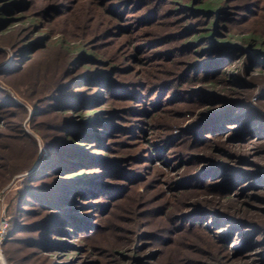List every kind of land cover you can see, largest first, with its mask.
<instances>
[{"label":"trees","instance_id":"16d2710c","mask_svg":"<svg viewBox=\"0 0 264 264\" xmlns=\"http://www.w3.org/2000/svg\"><path fill=\"white\" fill-rule=\"evenodd\" d=\"M112 1L113 3L131 1L129 4H138L137 7L141 10L139 18L135 17L131 22L124 23L126 18L123 20L124 17L122 18L116 12L115 7L109 6ZM151 2L158 3L149 7ZM163 3L172 5V8L179 12L180 22L164 24L160 21L159 18L166 11L163 9L166 8V6L163 7ZM123 8L124 6L121 9ZM59 10L62 12L57 14ZM151 17L156 18L155 22L149 19ZM143 18L147 19L143 21ZM136 20L138 22L134 23ZM231 23L239 24L236 30ZM16 26L18 27L14 29ZM114 26L116 30L113 29ZM239 27H244V30L239 31ZM119 30L123 31V34L129 37L130 43L134 45L152 41L151 47L146 45L141 51L147 55L145 60L147 65L143 64L149 70L145 69L135 76L132 70L124 67L123 63L127 57H124L120 50H113L118 43L113 41L114 34H118L117 31L121 32ZM220 32L222 37L225 36L222 40L218 39ZM172 39L180 40L176 48L165 47L163 48L167 49L165 52L156 51L157 46H167ZM234 40L236 44L232 43ZM104 44H112L114 47L104 52L102 54L104 57L98 56L96 50H99L101 46L103 48ZM1 45L12 50L13 59L9 66L12 68V73L18 75L15 77H18L17 80L23 78L21 85L24 84L22 88L24 99L31 100L37 93L46 94L47 100L41 101L44 98L37 100L39 107L36 105L37 102L32 103L35 108L34 116H47L51 112L63 114L69 108L73 115L80 116L82 123L76 125V130H81L79 133L70 127L61 129L62 125L51 126L55 131L62 132L66 138H70L72 145L75 146L74 149L78 148L79 145H76L78 142L80 144L94 143L107 150L108 145L105 139L108 141L121 131H129V138H132L130 139L133 148L130 156L132 161L129 167H125L124 162L117 160L121 161V165L123 164L119 165L121 169L117 171H123L125 168L128 173L132 172L131 174L141 177L143 173L149 175L147 169H150L151 165L147 162L153 163V156L164 160L168 149L180 143V137L172 134L173 128L179 126L178 122L185 116L183 113L177 115L172 111L173 106H179L180 102L167 105L162 99L164 94L172 96V99L181 97L180 93L171 92L172 88L168 87L167 84L171 80L179 81L182 86L193 83H208V86H214L219 82L225 85L231 83V80L228 77L218 78L222 74L220 60L223 56L232 60L244 55L246 51H252L257 58L256 64L264 62L261 61V58L264 59V0H0ZM137 54L139 53H135L130 60H134ZM184 54L188 56L187 68H184L185 63L183 66L180 65V57L182 58ZM115 56L123 59L120 62L115 59ZM149 57H156L152 61L153 65L148 64ZM164 64L171 69L167 71L165 77L151 76L150 68L159 72L163 70ZM198 66L200 70H196ZM2 74L7 73L2 72ZM136 78L141 79L136 81ZM205 93L200 91L192 98L193 102L201 105L203 100H207L210 103L212 98L209 96L214 95V99H221L223 103L231 102L232 104L224 107L215 118L212 116L207 117V120L196 119L189 126L195 141H198L199 137H207L206 141H210L209 132L212 127L221 126L224 131L229 129L227 125L244 115V113L239 115L233 113V110L237 112L246 106L244 101L246 97L238 100L224 93L223 95L221 93L216 95L214 91ZM146 97L147 101H145ZM104 103H109V106L101 111V104ZM237 103L239 105H235ZM120 110L124 115L133 116V118H126L125 124L119 127L113 124V116H116L114 114ZM21 111L23 107L13 103L11 98L9 101L0 102V116L4 119L16 118ZM101 113L104 118H100ZM34 119L35 117L32 120ZM107 119L108 121H104ZM100 121L103 123H99ZM9 124L4 126L9 130L8 134L18 130V133L11 136L31 141L34 152L36 150L34 140L23 134L21 129L19 130L18 123ZM2 131L0 140L6 136L4 133L6 131ZM254 134L253 132L252 135ZM47 144L53 151H48L49 159L51 161L52 157H55L57 164L52 162L44 164L41 159L32 165L33 159L24 162L23 166H18V156L10 154L11 151L7 150L9 146L6 148L0 142V159H6V163L4 162L5 164L1 167L3 172H0V187L7 182L12 173L22 170L30 171L25 177L27 182L25 188L19 190V196L10 209L12 218L4 242L7 244L6 257L9 264H40V260H45L49 253L56 250L55 245H58L54 240L56 234L62 233L75 238L76 233L82 232L80 229L85 224L79 223V218L90 212L88 209L93 205L90 204L92 196L103 194L106 189L112 190L114 173L107 165L104 163L90 165L83 155H81L82 159L81 156L75 158L71 155L58 157L57 150L60 147L55 145V142ZM172 152L178 155L175 151ZM10 156L13 157L12 161ZM184 157L179 158L181 162L179 168L189 169L196 166L194 160L185 161ZM58 164L63 166L61 165L60 169L55 168L54 165ZM133 166L136 169H133ZM140 168L144 169L143 173L138 170ZM126 171L123 172L126 173ZM56 172L65 174L66 182L55 183V185L50 183L44 190L37 184L33 185L35 181L47 180L46 178ZM125 173L121 176L124 177ZM187 178L185 179L196 180V176L190 175ZM179 179V181L183 180V175ZM123 180L126 178L124 177ZM133 181L129 180L130 183ZM68 185L71 190L69 196H74L77 200L76 208L83 211L82 213L73 212L74 216L64 215L68 208L64 207L66 202L62 192ZM252 186L261 188L264 186V181H255ZM191 187L182 186L180 183L179 186L172 187L176 193L171 200L183 198L179 205L183 208L184 206L192 208V213L185 217L184 224H190L191 216L198 218L202 213L209 212V217L214 219L215 225L222 221L220 220L222 217L235 227L251 225L264 232V224L252 222L228 210L224 211L219 208L218 202L203 198L202 201H197L195 198L200 195H191L193 188ZM198 189L201 192L209 190L207 184H200ZM65 196L69 198L68 195ZM119 198L122 199L123 196ZM137 205L138 203L130 207L122 206L121 216L116 217L120 219L119 222L109 223L106 219L100 227L95 225L78 249L92 251L108 259L123 248L124 245H119L124 241L123 234L126 233V238L131 239L132 243L138 227L136 218H133L138 215ZM25 206L28 207L25 208ZM73 210L74 208L70 212ZM93 216L94 214L86 217ZM128 224L131 226L127 229ZM194 224L193 222L190 225ZM196 224L199 225L198 222ZM124 229L126 231H121ZM99 231L100 234L96 235ZM119 232L121 234L117 235ZM209 240L214 247H218L216 240ZM258 243L263 245L264 239L258 240ZM28 249L32 251L22 253ZM49 264H56V262L53 260ZM164 264L169 263L165 261Z\"/></svg>","mask_w":264,"mask_h":264},{"label":"rangeland","instance_id":"374dc122","mask_svg":"<svg viewBox=\"0 0 264 264\" xmlns=\"http://www.w3.org/2000/svg\"><path fill=\"white\" fill-rule=\"evenodd\" d=\"M130 2L131 1H121L113 3L112 1L109 5L110 7H115L114 9L116 12L120 14L122 18L124 17L123 20L126 18L127 21L125 20L124 23L131 22L135 17L139 18L141 10L138 9V4H129ZM151 3L149 7L157 5L158 2ZM123 6L124 8L121 9ZM165 6L166 8L163 9H166V11L165 14L159 18L160 21L164 24H172L174 21L180 22L179 12L175 11L172 5L163 3V7ZM61 12L62 11L59 10L57 14ZM144 19L147 18H143V21ZM149 19L155 22L154 20L156 18L151 17ZM137 22L136 20L134 23ZM234 24L235 25L231 23L234 30H236L239 24ZM17 27L18 26L14 29ZM113 29L116 30V26H114ZM238 30H244V27H239ZM117 33L118 34H114L115 36L113 38L114 42L118 41L117 45L114 47L112 44H104L103 48L101 46L99 50H96L98 56L108 50L110 51V49L114 47L113 50H120L122 55L127 57L123 65L127 70H132L135 76L138 73H142L145 69L149 70L148 67L145 66L147 65V62H145L147 55L141 51L144 50L143 48L146 45H150L151 47L152 41L150 40L141 45H134L130 43L128 40L129 37L123 34V31H117ZM242 33H244V31ZM221 35L222 32H220V36L218 35V39L220 40L225 37ZM232 43L236 44L237 42L234 40ZM179 44L180 40L172 39L167 46H157L156 51L165 52L167 49L164 50L163 48L167 47L169 49H174ZM135 53L139 54L134 56V60H130ZM102 56L104 57V55ZM12 59V50L7 46L1 45L0 102L3 100L9 101L11 98L13 103L23 107V111H21L16 118L8 117L4 119L0 116V133L3 132L2 130L6 131L4 132L6 136L2 137L0 142L6 148L9 146L7 150L8 152L9 150L11 151L9 152L10 154H16L18 156V166H23L24 162L33 159L32 165L41 159L44 164L49 162L57 164L55 157H52L50 161L48 156V151L52 150L47 143L55 142V145L60 147L59 150H57L58 157L61 155H71V157L78 158L83 155L87 158L90 165H93L92 163H104L109 169H112L114 173L112 178V190L106 189L103 194L99 193L96 196H92L93 199L90 204L93 205H91V207L89 206L90 209H88L90 212L88 215H81L82 217L79 218V223H84L86 226L80 229L82 232L80 234L76 233V235H74L75 238L68 237L62 233L56 234L54 236V240L57 242L56 244H58L55 245L56 250L49 253L45 260H40V264H49L53 262V260L56 264H108L109 262L111 264L113 262L114 264H164L165 261H168L169 264H264V244L260 245L258 243V240L264 239V232L260 229L251 225L235 227L234 224H231L222 217L220 219L222 221L215 225L213 224L214 219L209 217V212L202 213L198 218L191 216L189 219L190 224L193 222L195 223L192 226L188 223L184 224L185 217L192 213V208L188 206H184L183 208L182 205H179V203L183 201V198L171 200L174 199L173 194L176 193V191L173 190L175 187L172 188L173 186H179V183L182 186H192L193 188L191 187L192 191L190 194L200 195L195 198L197 201H202L201 199L203 198L218 202L219 208L224 211L228 210L234 215L237 214L242 218L252 220V222L264 224V186L261 188H254V186H252L255 181H264V62L256 64L255 61L257 58L253 55L252 51H246L244 55L242 54L240 57L232 60L226 56L221 58L220 62L222 64L220 66V71L222 74H220L218 78L228 77L231 83H226L224 85L219 82L214 84V86H208V83H193L191 85L182 86L179 81L171 80L167 84L169 88H172L171 92H178L181 94V97L178 99H172V96H167L166 94L162 96V99H164L167 105L180 102L179 106H173L172 111L177 115H179L178 113H183L185 115L183 120L178 122L179 126L176 125L177 127L172 130V134H176L180 137V143L168 149V154L164 160L156 158L152 153L153 163L147 162V164L151 165L150 169H147L149 175L143 173L144 169L140 168L138 170L143 173L141 177L131 174L132 172L128 173L125 168L123 171L125 170L126 173L117 171V169H121L120 166L123 164L125 167H129L128 165L132 161L130 156L133 148L132 144H130V139L132 138H129V131H121V133H117L113 139L110 138L108 141L105 139V143L108 145L107 150H104L94 143L80 144L78 142L76 143V145H79L77 146L78 148L74 149L75 146L72 145L71 139L62 135V132L55 131L51 126L56 124L62 125L61 129L70 127L79 133L81 130H76V125H81L82 123L80 121V116L73 115L70 108L63 114L51 112L47 116L44 115L45 117L34 116L35 108L32 103L37 102L40 98H44L41 101L47 100V98H45L46 94L37 93L31 100L24 99L22 94L24 84L21 85L23 78L17 80L18 77H15L18 75L12 73V68L9 66ZM115 59L121 62L123 58L115 56ZM155 59L156 57H149L148 64L153 65L154 63L152 61ZM180 59V65L183 66V63H185L184 68H187L186 60L188 56L184 54ZM261 59V61H264L263 58ZM157 61L162 63L159 60ZM159 65L161 66L162 64ZM198 67L196 70L201 69ZM168 70H171L170 67L164 64L162 71L155 72L150 68V73L151 76L162 78L166 76ZM2 72L7 74H2ZM140 79L141 78H136V81ZM15 85L16 87H14ZM200 91L202 93L206 92L205 94L209 91H214L216 95L219 93L223 95L224 93L238 100L246 97V100L243 99L246 101V106L240 108L237 112L233 110V113L238 115L244 113V115L241 118L237 117L227 125L229 129L226 131H224L221 126L212 127V130L209 132L210 141H206L208 139L207 137H199L198 141H195L193 133L189 130V126L199 118L206 119L212 116H214V118L217 117V115L223 111L224 107L232 103H223L221 99L216 100L214 99L215 96L211 95L209 97L212 98V102L209 103L207 100H203L201 105H197L193 102L192 98L200 93ZM185 98L187 100H185ZM147 99L146 97L145 101H147ZM37 104L39 103L37 102L36 105ZM235 105L239 104L237 103ZM39 106L40 105H37V107ZM108 106L109 103L101 104L100 110L107 109ZM165 106L163 107L165 108ZM102 113L100 118H104ZM114 115L116 116H113V124L119 127L125 124L126 118H133V116L124 115L122 110ZM33 117H35L34 120H32ZM104 121H108V119ZM8 123H10L9 125L18 123L19 130L21 129L23 134L28 135L34 140V147L36 148L34 152L31 141L27 139L20 140L16 136H11V134L18 133V130L8 134L9 130L4 128ZM99 123H103V121ZM47 124H49V126H47ZM253 132L255 133L254 135H252ZM4 133L3 135H5ZM39 133L45 136H41ZM204 136L207 135L204 134ZM232 136L234 138H231ZM211 149H213V151H211ZM172 151H175L178 155H175ZM83 156H81V159ZM181 156H185V161L194 160V165L196 166L189 169H184V167L179 168L181 165L179 158ZM12 158L13 157H11L10 161H12ZM117 160H121L124 163L121 165V161ZM5 161L6 159H0V172H3V168L1 167L6 163ZM10 161L9 164H11ZM61 165L63 166V164ZM61 165H54V167L60 169ZM133 169H136V167L133 166ZM29 173L30 171L27 170L14 172L11 174L10 178L6 180L7 182L0 187V224L2 223L1 219H7L8 227L6 234L10 227V219L12 218L10 209H12L14 202H16V198L19 196V190L25 188L27 184L25 177ZM124 173L126 180H123L124 177L121 176V174ZM182 175L184 179L179 181V177ZM190 175L196 176V180H187V177ZM46 179L45 181H35L33 185L37 184L44 190L50 183L55 185V183L60 184L66 182V175L56 172V174H52ZM129 180L134 181L130 183ZM200 184H207L209 190L207 192H201V190L198 189ZM120 187L122 188L120 189ZM62 193L64 194L62 196L66 202L64 203V207L67 206L68 208V210H65L66 213H64V215L74 216L75 214L73 212H83L81 209L79 210L76 208L77 200H75L74 196H69L71 193L69 185L65 187ZM65 195H68L69 198ZM120 196H123V198L120 199ZM28 200L31 201L30 198H28ZM136 203H138L136 207L139 208V210L137 212L138 215L133 216V218H136L138 227L136 228L135 238L132 243L130 241L131 239L126 238V233L123 234L122 236L125 237L123 238L124 241L119 244L124 245L123 248L112 254L114 256H110L108 259H105V257L100 256L98 253L92 251L86 252L85 250L78 249L85 237L87 238L88 232L91 231V229L93 230L95 225L100 227V224L106 219L109 223L119 222L120 219H116V217L118 218L121 216L122 206H135ZM28 206H25V208ZM73 208L74 210L70 212ZM89 214H94V216L92 218L86 217L91 216ZM197 222L199 225L196 224ZM130 226L131 225L128 224L127 229ZM100 231L97 232L96 235L100 234ZM121 231H126V229ZM119 234H121V232L117 235ZM23 235L25 236L28 234ZM209 239L216 240L218 247H214ZM4 242L5 237L2 239L0 238V255L4 258L5 263L9 264L8 257H6L7 244ZM127 247H130V249H127ZM31 251V249H28L24 250L22 253Z\"/></svg>","mask_w":264,"mask_h":264},{"label":"built area","instance_id":"2783aa9c","mask_svg":"<svg viewBox=\"0 0 264 264\" xmlns=\"http://www.w3.org/2000/svg\"><path fill=\"white\" fill-rule=\"evenodd\" d=\"M2 223L0 224V238H4L6 236V230L8 227L7 219H1Z\"/></svg>","mask_w":264,"mask_h":264},{"label":"bare ground","instance_id":"6f19581e","mask_svg":"<svg viewBox=\"0 0 264 264\" xmlns=\"http://www.w3.org/2000/svg\"><path fill=\"white\" fill-rule=\"evenodd\" d=\"M0 264H6L4 258L0 255Z\"/></svg>","mask_w":264,"mask_h":264}]
</instances>
